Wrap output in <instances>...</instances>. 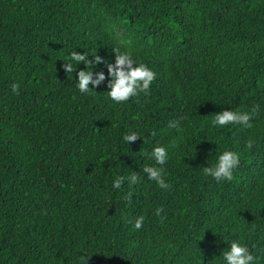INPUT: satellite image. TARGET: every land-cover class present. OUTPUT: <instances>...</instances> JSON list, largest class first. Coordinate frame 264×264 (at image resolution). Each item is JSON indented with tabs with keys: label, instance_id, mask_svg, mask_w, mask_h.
<instances>
[{
	"label": "trees",
	"instance_id": "trees-1",
	"mask_svg": "<svg viewBox=\"0 0 264 264\" xmlns=\"http://www.w3.org/2000/svg\"><path fill=\"white\" fill-rule=\"evenodd\" d=\"M121 40L148 91L80 94L68 53L111 63ZM230 109L252 127H210ZM156 146L168 189L143 173ZM226 149L217 182L202 168ZM232 239L264 264V0H0V264H218Z\"/></svg>",
	"mask_w": 264,
	"mask_h": 264
},
{
	"label": "clouds",
	"instance_id": "clouds-1",
	"mask_svg": "<svg viewBox=\"0 0 264 264\" xmlns=\"http://www.w3.org/2000/svg\"><path fill=\"white\" fill-rule=\"evenodd\" d=\"M121 47L114 48V61L109 63L99 55L92 56L89 53L71 51L67 55L66 62L62 68L66 73L76 74V88L82 95L94 93V89L105 84L107 88V98L116 104H122L136 97L139 93H146L155 79V73L144 63L133 58L132 52L127 48L126 41H119ZM91 56V60L89 59ZM83 69H79V65ZM99 65H104L106 74L103 70H98ZM91 85V87H89ZM19 85L11 84L12 93H17ZM252 115L249 112L239 110H224L212 118L210 127L224 128L228 125H240L243 128H251ZM173 127L176 126L174 123ZM137 133L132 132L123 137V140L129 144L138 139ZM150 159L155 165L161 167L146 166L143 173L149 180L164 189L169 185L165 182L163 176V166L168 160V151L163 146H156L150 153ZM240 164V156L232 150H224L218 155L215 154V162L202 168L203 174L211 177L214 181H231L234 170ZM138 175L132 172L128 176H115L112 180V188L119 190L122 184L127 182L129 185H135L138 182ZM160 209H156V215L160 214ZM144 223V217L139 216L133 223V228L139 230ZM88 255L80 254L76 256L77 264H87ZM260 256L256 255L249 245L240 239H232L226 250H222L219 255L218 264H258Z\"/></svg>",
	"mask_w": 264,
	"mask_h": 264
}]
</instances>
